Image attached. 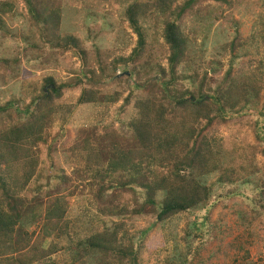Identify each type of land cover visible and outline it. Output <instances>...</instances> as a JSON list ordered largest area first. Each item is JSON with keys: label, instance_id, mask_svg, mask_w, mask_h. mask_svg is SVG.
Returning a JSON list of instances; mask_svg holds the SVG:
<instances>
[{"label": "trees", "instance_id": "trees-1", "mask_svg": "<svg viewBox=\"0 0 264 264\" xmlns=\"http://www.w3.org/2000/svg\"><path fill=\"white\" fill-rule=\"evenodd\" d=\"M198 1L200 0H185L181 5H177L176 0L132 1L123 11V16L137 36L136 45L128 55H116L109 60L108 67L101 65L96 45H92L91 49H83L81 39L60 31L62 9L55 0L25 1L29 15L28 26H34V30L24 28L23 33L12 38H18V44H22L24 54L29 56L26 63L30 68H43L51 63L48 60L54 57L50 56L51 51L61 54L71 51L79 58L82 73L91 74L97 79H110L115 76L117 69H128L131 73L129 78H124L129 90L121 108L133 101L137 116L126 123L120 122V126L123 131H127L133 146L125 148L120 142L112 140L109 141L111 146L108 145L106 154H97L95 158L97 160L105 156L109 176L119 178L99 195V208L105 216L119 215V205L114 203L116 200L124 205L131 200L135 205L132 211L134 214H150L157 223H165L182 213L198 214L207 210V205L214 198L229 197L242 185L250 186L256 192L251 210L260 209L257 215L264 214L262 183L257 182L253 186L248 181L237 184L230 179L235 172L238 177L241 173L249 176L257 172L252 163L254 148L250 145L237 146L235 140H240L238 136L237 139L234 137L228 141L205 133L216 121L225 122L234 115L257 114L255 130L258 141L263 145L261 153L264 156V100L262 107L258 105L260 89L264 87V83L260 74L251 66L244 72L232 75L235 55L231 58L223 79H218L213 87L207 72H204L201 79L197 78L198 74L194 71L192 75L186 73L190 66H194L196 55L191 51L194 42L185 35L180 21L184 14L193 10ZM214 1L228 3L227 0ZM101 3V0H96L94 6L87 3L85 7L97 8ZM10 7L7 0H0L2 36L6 35L7 26L1 15L8 13ZM212 11L214 9L198 20L212 24ZM193 14L195 13L191 12L189 15ZM88 16L87 14L86 20ZM143 25L151 32L149 39ZM158 36L162 40L160 45ZM155 47L165 52V67L153 62L152 50ZM229 49L235 50V45ZM92 51V60L98 64L99 76H95L87 68L88 55ZM20 63L18 57H3L0 68L16 75L20 71ZM182 65L183 74L179 75L176 71ZM145 68L152 70L154 75H160L162 83L159 84L153 77L143 79ZM209 68L216 74L221 66L216 60ZM131 77L136 81L133 86L128 82ZM185 77L192 78V82ZM35 78H29L20 87L23 96L21 100L0 104V235L3 237L13 234L15 227L22 230L23 225L34 221L42 214L43 209L48 233H54V238L58 239L67 233L68 222L64 220L59 198L56 196L63 192L69 194V177L62 167L54 166L50 160L52 149L46 138L50 131L46 129L45 123L47 116L57 108L55 103L61 95V86H56L52 77L43 78L40 82ZM180 79L189 80V86L179 82ZM120 80L121 78L116 81ZM193 84H196L194 88ZM48 85L53 87L44 91ZM89 86L91 89H85L81 93L79 102L87 105L101 102L102 97L97 93L100 85L91 82ZM137 90L139 92L135 93ZM249 110L253 113H248ZM39 143L45 145L44 154L34 155L36 152L32 147ZM222 150L237 152L236 159H228L235 167L220 159ZM243 153L248 155L244 156ZM87 169V174L92 175L95 171L92 166ZM216 173L219 177L214 182H204L205 177ZM87 174L79 173L84 179L89 178ZM92 179L94 181L95 177ZM228 186L234 188L226 189ZM138 187L141 191H136ZM54 194L57 195L53 196ZM202 220V223L197 222L204 226L208 218L203 217ZM194 224H188L193 227L191 231L186 229L185 238L191 242L199 240L204 231L200 227L201 233L191 235L193 230H198L194 228ZM122 226V221L110 224L103 222L98 232L75 243L73 259L85 258L89 264H139L138 251L135 249V241L138 239L126 231L119 235ZM205 227L212 235L215 226L207 223ZM20 232L24 237L20 247L16 248L15 255L8 259L10 264H33L40 261L54 264L47 261L56 251L54 242L43 248L41 244L44 236H39L28 245L29 235L24 231ZM261 241L264 243V235ZM190 250L188 242L187 252L178 254L179 257L173 259L171 264H185Z\"/></svg>", "mask_w": 264, "mask_h": 264}, {"label": "rangeland", "instance_id": "rangeland-1", "mask_svg": "<svg viewBox=\"0 0 264 264\" xmlns=\"http://www.w3.org/2000/svg\"><path fill=\"white\" fill-rule=\"evenodd\" d=\"M25 1L7 0L11 5L10 11L1 15L7 26V33L4 36L0 35V60L3 57L12 59L18 57L21 63L20 71L18 70L16 75L10 70L5 71L0 68V104L10 100H21L23 96L20 87L27 83L29 78L36 77L35 79L40 82L43 78L52 77L56 86H61L59 88L61 95L55 103L57 108L47 116L45 127L50 131L46 136L48 145L52 149L50 160L54 166L62 167L69 177V194L63 192L53 195L59 198V207L68 224L67 233L55 239L54 233H48L42 209V214L31 223L23 225L22 230L15 227L13 234L3 237L0 235V264H10L8 259L15 255L16 248L20 247L21 239L24 237L20 231L29 235L28 245L36 241L39 236H44L41 244L43 248H47L52 242L55 243L56 251L47 261L50 260L54 264H89L85 258L73 259L75 243L98 232L103 222L110 224L118 221H122L123 224L119 235L126 231L127 234L138 239L135 241L137 246L135 249L138 251L139 264H171L173 259L179 257L178 254L187 252L188 242L191 250L185 264H264V243L261 241L264 235V214L257 215L260 209L251 210L256 192L247 185L238 186L237 191L229 197L214 198L207 205V210L198 214L182 213L165 223H157L155 217L150 214L146 216L134 214L132 211L135 205L131 200L126 205L118 200L114 202L119 205L118 216L102 214L99 208V195L103 193L104 188H109L108 186L115 184L119 178L115 175L109 176L108 161L105 156L97 160L95 158L97 154L104 155L105 151L107 152L108 145L111 146L109 141L112 140L116 143L120 142L125 148L133 146L127 131H123L120 126V122L126 123L137 116L133 101L121 108L129 90L124 78H129L131 73L128 69H117L114 77L97 79L91 74L82 73L79 58L71 51L63 54L51 51L50 56H54L48 59L51 63L43 68L40 66L30 68L26 63L29 56L24 54L22 44H18L20 43L17 42L18 38H12L23 33L24 28L34 30V26H28L29 15ZM55 1L62 9L60 31L81 39L84 44L81 46L83 49H91L92 45H96L102 66L108 67L109 60L116 55H128L136 45L137 36L123 16L127 5L134 0H101L102 3L97 5V8L91 9L86 8L85 5L88 3L94 6L96 0ZM183 1L185 0H176V4L181 5ZM227 1L228 3L200 0L191 11L195 14L189 15L190 12L181 18L185 35L194 42L191 51L196 55L194 66H190L186 73L192 75L194 71L198 74L197 78L201 79L204 72H207L213 87L218 79H223L229 69L230 60L235 55V62L231 67L232 75L244 72L251 66L260 74L264 83V0ZM211 9H214L210 15L213 19L212 24L208 25V21L198 20L203 14H209ZM87 14L89 16L86 20ZM143 28L149 39L151 32L146 25H143ZM158 44H162L160 38ZM232 45H235V50L230 51ZM152 51L153 62L165 67V52L163 53L159 47L153 48ZM93 56L92 51V54L88 55L87 68L92 70L95 76H99L98 64L92 60ZM216 60L221 68L218 73L213 74L209 65ZM31 64L33 65V62ZM183 67L184 65L177 69V74H183ZM122 72H129V75L116 78ZM148 77H153V80L156 79L159 84L162 83L160 75H154L152 70L145 68L142 78ZM120 78V81H116ZM185 78L190 81L192 79ZM189 80L180 79L179 82L189 86ZM91 82L100 85L97 93L102 100L89 105L81 104L79 97L85 89H91L89 86ZM128 82L131 86L136 83L133 77ZM195 86L196 84H193V88ZM263 100L264 87L260 89L259 107H262ZM248 113L253 112L249 110ZM257 117V114L234 115L225 122H214L205 133L217 135L228 141L234 137L237 139L238 136L240 140H235L237 146H252L254 148L252 163L257 172L249 176L241 173L240 177L235 172L230 179L237 184L248 181V184L253 186L258 182L264 187V156L261 153L263 145L258 141L255 130ZM86 139H88L87 143ZM43 147H45L44 143L34 145L32 147L36 152L34 155H43ZM231 148L235 149L232 145ZM228 151L222 150L220 159L235 167L228 159H236L237 152ZM243 154L246 156L247 153ZM88 166L95 169L92 175L87 174ZM79 173L87 174L89 178L84 179ZM218 177V173L209 175L204 178V182H214ZM232 188L234 186H228L226 189ZM136 191L141 189L138 187ZM43 199L46 200V196L43 195ZM203 217H207V223L215 226L212 235L206 231L207 223L204 226L198 224L197 221L202 223ZM192 223H195L194 228L198 230H193L191 235L201 233L200 227L204 230L199 240L195 242L185 238L186 231L193 229L188 225ZM33 264L45 263L40 261Z\"/></svg>", "mask_w": 264, "mask_h": 264}, {"label": "water", "instance_id": "water-1", "mask_svg": "<svg viewBox=\"0 0 264 264\" xmlns=\"http://www.w3.org/2000/svg\"><path fill=\"white\" fill-rule=\"evenodd\" d=\"M125 75L128 76L129 72H122V73L118 74L116 78L121 77V76H125ZM52 87H53L52 85H48L47 87L44 88V91H47L48 88H52Z\"/></svg>", "mask_w": 264, "mask_h": 264}]
</instances>
